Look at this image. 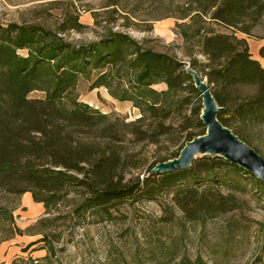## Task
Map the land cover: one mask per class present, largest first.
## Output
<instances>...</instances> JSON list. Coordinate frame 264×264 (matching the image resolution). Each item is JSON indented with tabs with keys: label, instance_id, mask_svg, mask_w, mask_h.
Returning <instances> with one entry per match:
<instances>
[{
	"label": "trees",
	"instance_id": "trees-1",
	"mask_svg": "<svg viewBox=\"0 0 264 264\" xmlns=\"http://www.w3.org/2000/svg\"><path fill=\"white\" fill-rule=\"evenodd\" d=\"M203 7L212 21L232 32L199 27L206 60L193 57L189 65L143 48L121 32L76 48L57 37L48 40L49 32L37 26L0 22V191L31 192L46 210L69 193H80V210L107 220L122 204L156 201L163 210L160 219L173 223L178 211L185 220L204 222L239 208L235 193L216 185L200 187L206 175L222 181L225 167L263 189L264 181L254 173L219 155L186 168L153 170L206 133L202 91L191 71L207 81L221 107L219 120L264 157L257 136L264 126V65L248 39L238 35H252L263 22L264 0H208ZM259 55L264 58V44ZM121 62L135 71V78L131 90L113 95L143 112L130 122L92 110L75 93L80 76L90 75L91 67ZM106 73L93 81V88L106 83ZM160 83L165 85L161 90L153 87ZM35 90L45 95L32 97ZM129 134L134 142L168 141L177 148L153 161L143 177L124 182V170L137 167L123 146ZM169 193L170 201L164 198Z\"/></svg>",
	"mask_w": 264,
	"mask_h": 264
},
{
	"label": "rangeland",
	"instance_id": "rangeland-1",
	"mask_svg": "<svg viewBox=\"0 0 264 264\" xmlns=\"http://www.w3.org/2000/svg\"><path fill=\"white\" fill-rule=\"evenodd\" d=\"M204 2L208 0H0V22L37 26L49 32L48 40L57 37L76 48L121 32L143 48L168 53L189 65L193 57L206 60L201 35L196 33L199 27L202 32L204 28L232 32L203 13ZM238 35L248 39L254 57L264 65L259 55L264 20L252 35ZM106 71V83L93 88V81ZM89 74L81 75L76 86L79 102L111 120L130 122L142 116L131 100L113 95L132 89V68L112 63L91 67ZM163 86L153 85L159 90ZM44 95L42 90L31 93ZM257 136L264 151V126L258 127ZM123 146L137 164L124 170V182L143 177L153 161L177 148L168 141L134 142L130 134ZM207 156L213 155L197 154L194 164ZM220 175L219 182L204 176L200 187L216 185L235 193L239 208L204 222L185 220L178 211L173 223H165L156 201L122 204L107 220L80 210L84 200L80 193L71 192L46 210L31 192L0 191V264H264V188L231 168L221 169ZM172 195L164 198L170 201Z\"/></svg>",
	"mask_w": 264,
	"mask_h": 264
},
{
	"label": "water",
	"instance_id": "water-1",
	"mask_svg": "<svg viewBox=\"0 0 264 264\" xmlns=\"http://www.w3.org/2000/svg\"><path fill=\"white\" fill-rule=\"evenodd\" d=\"M191 72L194 74L197 86L202 91L204 106L202 118L207 126L206 133L187 142L179 157L169 162L159 163L163 166L154 168V171L186 168L192 164L197 154L210 152L213 156H222L242 166L264 181V157L219 120L218 114L221 107L213 96L207 81L195 71Z\"/></svg>",
	"mask_w": 264,
	"mask_h": 264
}]
</instances>
